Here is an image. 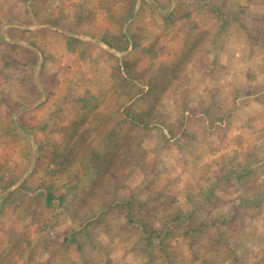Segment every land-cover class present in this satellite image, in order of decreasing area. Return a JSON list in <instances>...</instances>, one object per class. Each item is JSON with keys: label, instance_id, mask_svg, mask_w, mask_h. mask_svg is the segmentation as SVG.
<instances>
[{"label": "rangeland", "instance_id": "obj_1", "mask_svg": "<svg viewBox=\"0 0 264 264\" xmlns=\"http://www.w3.org/2000/svg\"><path fill=\"white\" fill-rule=\"evenodd\" d=\"M67 1L80 17L73 23L85 24V40L79 32L67 38L82 62L87 43L99 48L106 31L134 48L105 54L110 66L99 70L103 78L68 69L72 78L52 86L37 60L39 84L25 115L16 109L15 80L1 78L0 96L12 100L0 102L7 108L0 113V264H264V47L249 35L250 15L263 12L259 0H55L53 8L62 12ZM246 8L238 21L228 14ZM98 12L115 28L97 25ZM39 23L66 33L60 20ZM88 59L94 72L96 63ZM128 98L137 114L152 120L148 128L124 121ZM108 99L110 112L92 121ZM112 131L143 136L154 168L147 178L130 173L122 198L134 194L150 228L187 215L169 237L149 243L122 208L87 221L90 208L94 215L112 198L89 194L96 170L88 162L98 163L111 149ZM226 165L249 166L247 184L236 176L228 180ZM48 191L54 207L46 204ZM214 196L225 204L213 206ZM239 197L249 199L243 207ZM227 215L232 220L225 221ZM210 223L207 232L184 233Z\"/></svg>", "mask_w": 264, "mask_h": 264}, {"label": "crops", "instance_id": "obj_2", "mask_svg": "<svg viewBox=\"0 0 264 264\" xmlns=\"http://www.w3.org/2000/svg\"><path fill=\"white\" fill-rule=\"evenodd\" d=\"M89 1L93 2L94 0H75V4L82 3L87 5V3L83 2ZM54 3L55 0H51V2L49 0H0V84L1 78H4L3 81L5 82V78L8 76L15 80L14 86L18 90L13 96H15L14 101L18 102H16V109L21 115H25V112L31 107L33 103L31 101L35 97L33 95L34 88L37 87L36 84H39V81L34 77L37 73V60L40 61L39 64L43 72L42 78H45V84L52 86L57 81L60 84L67 82V77H71L69 73H66L68 69L69 71L82 69L84 78H103V73L99 70L110 66L104 55L113 52L116 56L119 55L115 49L104 43H100L99 48L92 47L91 44L87 43L89 52L87 53L86 61L82 62L83 59L79 58L80 54L78 55V52L72 51L67 38L72 32L76 34L79 32L80 39L85 40L83 38L86 31L85 24L76 25L73 23L80 17L70 7L71 2H65L66 5L62 7V12H60L59 8H53ZM49 4L52 5V8L47 7ZM43 18L52 21L55 19L60 20L61 25L66 28L64 29L66 33H62V28L58 30L53 25H50L51 23L38 24V21ZM96 20L98 22L97 25L102 26L105 30L115 28L113 22L108 21L109 19L99 12ZM39 46L44 48V53L39 50L36 51ZM88 57H91L90 61H95L96 63L93 65L94 72L90 70L91 68L87 64V61H89ZM73 62L79 66H73ZM54 68L60 71H56ZM61 70L63 71L61 72ZM52 89L54 91V88ZM55 95L53 96L54 98L58 97V93ZM5 99L12 100V97L10 94H1L0 102ZM109 100L112 101V99H108L106 107L100 106L92 113L90 116L92 121L103 118L104 115L110 112L113 104H109ZM65 101L64 98L61 99L62 105ZM33 105L36 106L37 102ZM0 110V113H7V108H2V105Z\"/></svg>", "mask_w": 264, "mask_h": 264}, {"label": "trees", "instance_id": "obj_3", "mask_svg": "<svg viewBox=\"0 0 264 264\" xmlns=\"http://www.w3.org/2000/svg\"><path fill=\"white\" fill-rule=\"evenodd\" d=\"M257 4L263 8V12L261 15H250L252 19V25L250 26L249 35L250 39L253 40L255 46L264 47V0H259ZM213 8L216 9L217 15L225 14V12L222 13L221 7L213 6ZM247 11L248 9L246 8V10L244 9V11L242 12H229L228 14L232 17V19L238 21V16L247 15ZM244 28H247L246 25H244ZM100 42L106 44L107 46L115 49L118 52L128 51L129 47L134 48V45L131 40H123L119 36V34H115L111 31H106V33L101 37ZM127 65L128 63H125V66ZM130 65L131 64L128 65L127 69H131ZM124 69L125 68H122V70ZM122 70L119 69V72H121ZM132 101V99L128 98L126 99V104L122 106L121 115L124 118V121L129 124H132V127H137L139 129L148 128L152 120H146L147 118H145L143 114H141V116L137 114L131 106ZM78 123L79 122H77L76 124ZM79 128L80 127H78L77 129ZM137 128H133V130H136ZM129 131L122 135L117 134L116 131H112V135L110 136V140L108 142V147H111V149L107 150V152L104 153V155L101 157L102 159L100 158L101 160H98V163L95 162V160H88V162L90 161L92 163L93 169L96 170V177L92 182L91 188L89 189V194L92 196L104 194V196L101 197L104 199V201L106 200L107 196L112 195V198L109 204L103 205L101 209L94 215L93 209L90 208L89 217L86 219L87 221H92V219L96 218L97 214L98 216H102L105 213L109 212L111 208H122L126 210L125 217L127 218L130 225L136 224L137 226H139L143 232V235H145L149 239V243H152V239L154 238V236L159 239L169 237V234H172L175 230V227L173 225L175 223H182L181 218L186 217L187 215L182 212H179V214L176 215L173 220H169L166 227L161 228L159 226V223L155 226L157 228H150V220H147V217H145V215L140 214L139 211H137L136 209L135 204L137 203V200L136 198H134V194L131 192L128 198H122L124 193H128V191H130L128 186L126 185L130 173L139 170L144 174V178H147L150 176L154 169L152 166L153 164L148 156L149 154L143 146V136H140L136 133H129ZM82 163L84 164V162ZM223 168L225 169L224 175L228 180L236 176L239 179L240 183H243L245 185L247 184L245 177L249 175V166H242V168H240L239 170L235 169L234 166L229 167L227 165ZM148 180L149 179L145 181L147 182ZM86 194L88 195V193ZM160 195H162V193L159 191V194H156L155 196ZM259 197L261 196L255 194L253 199L257 200ZM214 198L216 199L214 200ZM214 198L210 200H213V206H218V203L225 204L221 198H218L217 196H214ZM55 199V196H53V194L48 191V196L46 197L47 206L54 207L53 201ZM154 199L157 198H154L153 196L150 198V200ZM248 200V198L239 197L237 201L239 204L238 207H243L244 204L248 202ZM224 220H232L231 215H227ZM212 226L214 225H212L211 223L209 225L206 224L205 226H202L201 229H199L198 227L192 228L191 226H189L184 233L190 236L193 233L196 234L202 231L207 232ZM67 241L68 238H65L62 241V244L65 248L67 247Z\"/></svg>", "mask_w": 264, "mask_h": 264}]
</instances>
